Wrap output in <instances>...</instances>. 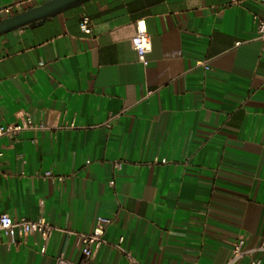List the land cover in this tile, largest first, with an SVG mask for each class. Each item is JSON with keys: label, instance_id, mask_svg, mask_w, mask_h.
Returning <instances> with one entry per match:
<instances>
[{"label": "crops", "instance_id": "obj_1", "mask_svg": "<svg viewBox=\"0 0 264 264\" xmlns=\"http://www.w3.org/2000/svg\"><path fill=\"white\" fill-rule=\"evenodd\" d=\"M254 15L264 16L254 0H95L1 37L0 124L29 117L41 128L0 139V215L59 230L48 240L0 232V264L79 263L69 233H91L100 216L114 222L89 264H227L240 239L260 245ZM139 21L153 44L147 66L131 46Z\"/></svg>", "mask_w": 264, "mask_h": 264}, {"label": "built area", "instance_id": "obj_2", "mask_svg": "<svg viewBox=\"0 0 264 264\" xmlns=\"http://www.w3.org/2000/svg\"><path fill=\"white\" fill-rule=\"evenodd\" d=\"M37 0H24L22 2L5 6L0 8V21L12 17L18 13H22L26 6H31ZM262 6L264 9V0H254ZM33 8V7H31ZM29 8V9H31ZM253 21L256 25V31L258 39L264 43V16L254 15ZM81 30L85 34L91 33V28L89 27V19L85 18L80 26ZM239 45V44H237ZM131 46L136 52L138 61L143 66L148 65V56L152 53L153 44L150 35L148 34L146 25L143 21L136 23V33L131 39ZM205 71L210 70L206 63L202 64ZM152 92H149L151 95ZM41 127H36L29 117L23 118L20 123L17 124H0V139L7 137L10 139L18 138L23 132L29 130H35ZM1 157V154H0ZM45 178H53L51 172H46L44 174ZM59 180H63L59 178ZM114 184V182H111ZM114 222L113 218L100 216L96 219L95 226L91 233H73L69 234L75 235L80 243L82 260L79 263H75L66 260L62 255L57 257L56 264H89L90 261L95 257L100 248L107 244L104 236L108 227H110ZM59 229L49 224L45 220L30 221L25 218L20 220H14L8 214L0 215V232L9 236L12 241L18 236H30V235H41L43 239L48 240L51 235L58 231ZM258 254H264V240L260 245L254 248H249L246 245L244 239H240L233 244L232 256L227 264H239L245 259H251V264H261L260 260H256L255 257ZM129 260L135 263L134 259L129 255Z\"/></svg>", "mask_w": 264, "mask_h": 264}, {"label": "water", "instance_id": "obj_3", "mask_svg": "<svg viewBox=\"0 0 264 264\" xmlns=\"http://www.w3.org/2000/svg\"><path fill=\"white\" fill-rule=\"evenodd\" d=\"M95 0H49L43 4L0 21V38L9 33L35 29L67 11L82 7Z\"/></svg>", "mask_w": 264, "mask_h": 264}]
</instances>
